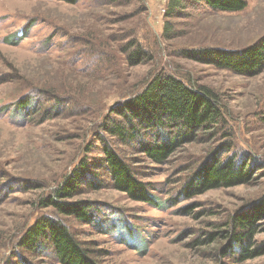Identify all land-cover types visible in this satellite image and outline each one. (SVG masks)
I'll return each mask as SVG.
<instances>
[{"label":"rangeland","instance_id":"obj_1","mask_svg":"<svg viewBox=\"0 0 264 264\" xmlns=\"http://www.w3.org/2000/svg\"><path fill=\"white\" fill-rule=\"evenodd\" d=\"M170 1L0 0V264H59L45 237L31 249L20 245L43 218L64 226L96 264H264V255L239 261V245L225 237L231 218L264 196V67L237 75L197 55L242 51L263 38L264 0H244L240 12L180 0L168 16ZM25 31L18 45L3 41ZM135 44L144 56L133 64ZM162 72L218 97L229 143L197 131L157 164L138 149L157 131L140 128L129 144L109 133L127 124L116 107ZM224 145L263 169H253L246 185L185 198L188 178L212 157L223 160ZM104 146L129 166L151 203L112 188ZM58 189L70 192L58 201L80 206L88 221L41 206ZM258 223L250 250L264 248V219Z\"/></svg>","mask_w":264,"mask_h":264},{"label":"trees","instance_id":"obj_2","mask_svg":"<svg viewBox=\"0 0 264 264\" xmlns=\"http://www.w3.org/2000/svg\"><path fill=\"white\" fill-rule=\"evenodd\" d=\"M62 1L74 4L77 0ZM200 1L210 9L221 12H240L246 8L244 0ZM180 6V0H171L168 4L167 15L171 16L172 12ZM26 32L17 34V38L12 41H10V37L4 38L3 41L18 45ZM13 37L11 36V38ZM131 49L132 52L128 55V59L136 64V61L141 59L144 54L138 44L131 45ZM197 55L204 56L202 58L204 60L201 61L223 67L237 75L256 74L264 67V37L242 51L227 52L209 48L206 51H197ZM223 111L224 107L218 97L207 89L194 88L189 80L172 73L165 74L162 72L155 74L152 79L145 83L139 94L124 100L120 107H116L115 113L121 115L127 124H115L109 133L115 135L120 141L129 144L139 138L138 131L141 129L151 132L157 131L155 137L151 138L154 140L153 142L139 141L138 149L152 162L160 164L165 162L177 147L185 143L184 141L195 138L197 131H200L201 135L211 134L212 137L222 135L226 140L225 143H229L228 138H231V135L225 126ZM162 135L169 137L162 139ZM223 147L225 150L222 153H226L223 160L219 156L212 157L199 167L193 176L188 178L182 188V194L185 198L201 195L212 189L246 185L253 178V169L256 171L263 169L261 163L250 160L249 155L238 153L228 155L231 151L230 148L226 145ZM103 155L105 169L113 189L126 194L135 201L148 203L153 201V197L145 191L144 185L134 179L129 166L115 151L104 146ZM86 172L87 169L83 168L80 173H77L73 177V181L68 183L67 188L72 190V185L76 179ZM67 193L70 192L58 189L53 192L52 200L46 204L41 203V206H52L60 214L73 215L80 221H88L89 214L80 206L64 205L58 201L69 197ZM262 219H264V196L249 209L231 218V231H227L225 237L230 244L239 245V261L264 255V248L250 250L247 247V242L257 233L258 222ZM41 237L50 241L59 264H96L90 259L89 253L79 246L64 226L50 219L43 218L30 227L20 245L31 249ZM230 244L227 246V250L224 249L223 254H229L228 250L232 247Z\"/></svg>","mask_w":264,"mask_h":264}]
</instances>
